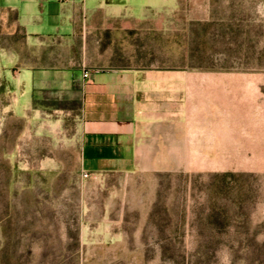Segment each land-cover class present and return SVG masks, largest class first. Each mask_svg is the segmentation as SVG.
<instances>
[{
  "label": "rangeland",
  "instance_id": "obj_1",
  "mask_svg": "<svg viewBox=\"0 0 264 264\" xmlns=\"http://www.w3.org/2000/svg\"><path fill=\"white\" fill-rule=\"evenodd\" d=\"M129 33L120 65L220 84V168L87 175L80 101L0 80V264H264V0H180Z\"/></svg>",
  "mask_w": 264,
  "mask_h": 264
},
{
  "label": "crops",
  "instance_id": "obj_2",
  "mask_svg": "<svg viewBox=\"0 0 264 264\" xmlns=\"http://www.w3.org/2000/svg\"><path fill=\"white\" fill-rule=\"evenodd\" d=\"M179 1L0 0V80L16 84L27 105L80 101L87 175L220 168L207 158L224 143L220 84H172L168 74L116 60L136 54L129 32ZM226 126L225 142L237 144V120Z\"/></svg>",
  "mask_w": 264,
  "mask_h": 264
},
{
  "label": "built area",
  "instance_id": "obj_3",
  "mask_svg": "<svg viewBox=\"0 0 264 264\" xmlns=\"http://www.w3.org/2000/svg\"><path fill=\"white\" fill-rule=\"evenodd\" d=\"M88 76H89V72H86V73H85V77H88Z\"/></svg>",
  "mask_w": 264,
  "mask_h": 264
}]
</instances>
